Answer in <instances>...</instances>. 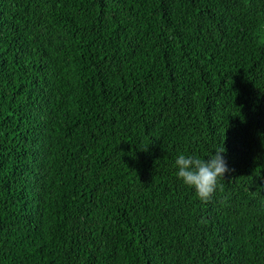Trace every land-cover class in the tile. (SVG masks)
Instances as JSON below:
<instances>
[{
    "label": "trees",
    "instance_id": "trees-1",
    "mask_svg": "<svg viewBox=\"0 0 264 264\" xmlns=\"http://www.w3.org/2000/svg\"><path fill=\"white\" fill-rule=\"evenodd\" d=\"M259 133L264 0H0V264H264Z\"/></svg>",
    "mask_w": 264,
    "mask_h": 264
},
{
    "label": "clouds",
    "instance_id": "clouds-1",
    "mask_svg": "<svg viewBox=\"0 0 264 264\" xmlns=\"http://www.w3.org/2000/svg\"><path fill=\"white\" fill-rule=\"evenodd\" d=\"M264 143V133H259ZM224 151H213L207 158L179 154L175 161L177 177L195 191L199 199H207L217 186L218 177L228 170Z\"/></svg>",
    "mask_w": 264,
    "mask_h": 264
}]
</instances>
